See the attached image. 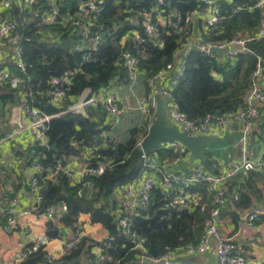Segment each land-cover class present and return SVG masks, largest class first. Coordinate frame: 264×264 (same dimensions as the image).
<instances>
[{"label":"trees","instance_id":"obj_1","mask_svg":"<svg viewBox=\"0 0 264 264\" xmlns=\"http://www.w3.org/2000/svg\"><path fill=\"white\" fill-rule=\"evenodd\" d=\"M3 1L0 0V5ZM36 1L31 8L26 6L20 11L17 7H11L1 13L3 18L16 21L24 32V60L27 64L24 74L17 72L24 84L15 90L6 86L0 92L2 109L5 110L23 92L29 95L27 102L32 108L51 116L58 115L50 121L46 132L49 147H28L27 156L24 157L26 168L32 169L34 163L38 162L45 169L38 176L42 190L39 212L43 213L48 207L65 205L67 216L62 217L64 226L74 229L79 216L89 214L93 224H101L108 232V238L103 241L83 239L68 255L49 264H68L85 255L86 264H145L141 263L128 237L122 234L113 211L117 205L116 189L120 185L139 180L147 170L138 144L147 135L151 125L147 122L142 127H135L130 130L125 142L109 141L106 147L98 150L102 158L112 160L113 164L102 176L93 179L94 189L88 190L72 182L62 172H58L54 180H50L47 169L65 167L69 158L77 157L81 149L93 146L96 140L100 141L105 132L113 131L114 125L112 122L108 123L105 115H98L99 108L90 107L85 114H62L67 106L49 105L47 93L52 78H59L76 69L79 72L75 74L73 81V102L87 88L97 93L105 88L128 83L130 78L126 70L117 64L125 52L140 58L143 77H154L168 64L174 63L176 53L183 47V40L171 28H166L161 33L163 45H155L148 41L144 30L140 28V36L145 42L135 45L134 30L138 28L133 25L131 18L140 12L151 10L159 0H103L104 11L96 20L98 27H93L92 30L100 33L101 43L98 51L92 53L91 62H85L83 56L86 50L80 51L77 48L80 30L76 21L72 20L81 0H57L59 5L66 7L68 19H65V26L49 30L52 33L50 37L47 36V29L38 26V13L48 9V1ZM163 1L167 10L177 8L181 13H187L198 9L197 0ZM214 5L219 8L222 20L208 29L206 37L209 41L228 42L234 38L252 40L258 35L261 29L258 0H219ZM244 5L254 9L234 13ZM201 10H206V7ZM124 38L126 42L122 46ZM249 45L264 56V38L254 39ZM253 68L254 60L251 57L240 56L231 61L219 54L207 57L196 50L190 51L186 56L184 76L173 91L178 112L188 120L200 121L207 114H224L243 108L244 96L251 86ZM154 112L152 109V113ZM173 144L177 143L165 142L149 155H157L160 163L183 157L180 151L171 146ZM54 145L56 151L52 150ZM32 150L36 151L35 155ZM19 153L22 155V152L18 151ZM12 178L10 168L2 166L0 190L8 180L15 181L12 183V194L5 196L0 191V206L6 211L9 208L8 199L15 198V192L21 185L25 183L28 191L30 188L29 181L26 183L24 178V171L15 180ZM199 185L202 189L205 187L206 198V184ZM195 187L197 186L188 188V191L192 192ZM171 197L173 196H167L157 184L150 205L135 219L134 228L145 239L144 248L150 258L158 259L168 252L178 253L188 245L197 244L211 220L210 214L202 211L200 206L191 210L169 208ZM249 204L250 201L242 195L236 207L246 209ZM4 219L6 218L0 215V221ZM47 234L52 240L63 236L54 222L49 223ZM97 248L101 249V255L107 256L111 261L99 262L100 257L95 254Z\"/></svg>","mask_w":264,"mask_h":264},{"label":"built area","instance_id":"obj_2","mask_svg":"<svg viewBox=\"0 0 264 264\" xmlns=\"http://www.w3.org/2000/svg\"><path fill=\"white\" fill-rule=\"evenodd\" d=\"M47 1L48 9L40 13V15L38 14V26L47 29V36L50 37L52 33L49 30L61 25L65 26L66 21L62 18V5H59L57 0ZM217 1L219 0H197L198 9L181 13L177 8L167 10L166 3L163 0H159L151 10L136 14L131 18L133 25L138 28L134 30L135 45L145 42L140 36V28L144 30L148 41L160 46L163 45L161 41L162 31L166 28H171V31L180 35L183 40V47L176 53L174 63L168 64L154 77L148 79L143 77L140 72V58L138 56L125 52L122 54L121 60L117 61V64L122 65L126 70L130 78L128 82L130 87L137 86L141 77L147 82L150 92L140 103L139 107L143 116L147 118L152 115L151 110H155L158 100L162 99L166 110H168L166 113L167 120L172 122L170 125H179L189 136L200 137L209 135L213 127L224 128L239 125L241 132L239 144L243 146L246 152L247 143L252 137L257 122L261 117V110L264 107V56L249 45L254 39L264 38V0H258L259 7L261 8V29L258 35L252 40L234 38L228 42H213L209 41L206 37L208 29L219 20H222L219 8L214 5ZM226 1L230 2L231 0ZM35 2L37 1L4 0L0 5V11L10 9L13 6L22 11L24 9L23 5L31 8ZM204 6L206 10L202 11L201 9ZM253 9L249 5H244L236 9L234 13L242 10L252 11ZM103 11V0H81L72 18V20L76 21V25L80 30L77 48L80 51L86 50V54L83 56L85 62H91L92 53L97 52L99 49L101 35L97 31L92 32V30L93 27H98L96 20L100 18ZM212 49L222 51V57L225 60L232 61L240 56L251 57L254 60L251 86L244 96L245 103L243 108L224 114H207L200 121H191L178 112L175 106L173 91L184 76L188 53L196 50L207 57H213L216 53H213ZM24 55V32L20 25L9 18L0 19V59L5 61L4 64H12L19 73L24 74L27 69ZM78 72L76 69L59 78H52L50 89L47 93L49 105L67 106L62 114L68 112L85 114L90 107L99 108L98 115L103 114L106 117L115 119L121 118L129 112V108L124 105V102L118 95L119 88L123 85L105 88L97 93L87 88L79 99L73 102L71 93L74 77ZM23 84L24 81L20 78L19 74L10 73L9 69L3 65L0 66V92L6 86L15 90ZM17 96V99L22 102V114L28 120V124L13 130L16 124L11 123V116L7 114L0 116V147L18 140L24 131H30L33 134L30 147L39 146L48 148L49 144L46 132L49 130L50 121L58 115L51 116L43 113L41 110L32 108L27 102L28 94L22 92ZM153 114L155 115V112ZM7 127L10 128L8 132H6ZM109 141L105 135L102 136L101 140H96L93 146L79 151L76 157V160L79 159V162L76 161V165L61 166L55 169L49 168L47 169L49 172L48 177H55L58 172H62L72 182L88 190L94 189L93 179L102 176L113 164L112 160L102 158L98 151L100 148L106 147ZM74 144L76 145V143ZM138 146L142 151V157L147 170L139 180L131 184L120 185L116 189L115 200L117 205L113 214L118 220L122 234L127 236L132 243L133 250L137 252L141 263H144L145 259H149L160 264H184L179 260L184 255L198 256L212 252L217 257L218 264H247L243 247L231 239L222 237L216 224H210L206 227L197 244L188 245L178 253L168 252L158 259L150 258L146 255V249L144 248L145 239L138 235L134 228V222L136 218L140 217L142 211L150 205L153 199V191L157 184L167 193V196H172L176 189H180L178 195L170 198L168 206L172 209L181 208L188 210L193 209L194 202L189 195L182 192V189L200 183L206 184L215 193L213 215H218L221 209L229 204L225 192V187L228 183L243 171L260 170L263 167V163L251 160H245L242 163L226 162L223 163V171L219 174L203 169H193L190 173L176 174L170 171V169L171 166L181 161V156L173 160H164L160 163L157 155H147L143 152L141 143ZM14 151L16 150L14 149ZM32 154L35 155L36 151L32 150ZM44 170L40 163H34L31 169V177L29 178V193L34 198V206L31 210L22 211V216H28L33 212L40 211L42 197L40 196L41 186L38 176ZM13 192V188H10L5 193V196ZM8 200L11 205H14L15 201L13 199ZM10 213V211H6L0 206V215L4 216L8 222V227L5 229L7 232L15 228L17 222L16 215ZM43 213L48 221L55 222L57 220L56 207H48ZM259 216L260 212H252L244 218L250 226H253L259 219ZM26 236L30 241V245L14 261L6 262L0 260V264H21L39 254L42 255L45 261L51 263L68 255L81 244L83 239L89 238L90 235L82 229L80 223H77L74 229H71L67 239H63V248L58 253L48 250V245L52 239L47 233L35 234L27 230ZM212 241L216 242L215 246H212ZM96 250V254L100 257L99 262L111 261L107 256L101 255V249L97 248Z\"/></svg>","mask_w":264,"mask_h":264},{"label":"crops","instance_id":"obj_3","mask_svg":"<svg viewBox=\"0 0 264 264\" xmlns=\"http://www.w3.org/2000/svg\"><path fill=\"white\" fill-rule=\"evenodd\" d=\"M23 6L24 8L26 7L25 5ZM1 13L0 11V19H4ZM125 39L126 38L122 41V46L126 42ZM4 63L5 61L0 59V66L3 65L9 69L10 73L17 74L18 71L16 67H13L12 64ZM148 93L147 82L143 80L142 77L137 86L130 87L129 83L121 86L118 95L124 102V105L129 108V112L118 119L125 118V121L135 127H142L147 122H149L150 126L155 119V115L152 113V115L146 118L141 115L142 113L139 110L140 103L147 97ZM21 105L22 102L16 99L13 103H9L4 110L0 102V116L6 114L11 116V123L16 124L13 130L28 124V120L25 119L22 114ZM167 111L168 110H166V113ZM261 112V117L257 122L252 137L247 143L246 152L243 146L239 144L241 136L239 125L224 128L213 127L209 135L215 137V141L212 145L203 148L205 159H198L191 162L189 153L181 145H171L177 149L176 151H180V153L184 155L179 163L171 166L170 171L176 174L190 173L193 169H203L219 174L223 171V163L226 162L242 163L245 160H251L263 163V167H261L260 170L243 171L228 183L225 187V192L229 204L221 209L218 215H213L215 208V193L207 185H205L206 192L208 193L206 198L204 194L205 187L202 189L203 187H200L199 184L182 189V192L193 199V209L200 206L202 211H206L210 214L211 220L208 222V226L210 224H216L222 237L231 239L243 247L247 264H264V107ZM108 120L112 122L114 128L118 126V130L115 131L113 128L112 132L119 133V125L112 121L117 119L108 117ZM9 130L10 128L7 127L6 132ZM32 137L33 134L30 131H24L18 140L0 147V165L1 167L5 166L10 168V172L13 173V180L19 176L21 171H24L26 183L31 177V169L25 167L24 157L27 156L26 150L31 146ZM110 141L119 143L120 139L117 138ZM14 149L16 151H14ZM18 151L22 152V155L20 153L18 154ZM76 161L79 162V159L76 160V157L69 158L66 167L76 165ZM48 178L54 180V177ZM13 182L15 181L8 180L1 188V193L5 195L8 189L13 188ZM193 186L197 187H195L192 192L188 191V188ZM179 193L180 189H176L172 196L174 197ZM242 195L250 201L246 209H238L236 207ZM13 200L15 201L14 205L9 203V208L7 210L11 212L10 214L16 215V227L7 232L5 229L8 227V222L6 219L0 221V260L6 262L14 261L15 258L30 245V241L26 236L27 230L35 234H45L47 233L50 223V221L46 219L45 214L39 211L33 212L28 216L21 215L22 211L31 210L34 206V198L25 187V183L15 192V198ZM56 208L58 216L54 223L57 228L66 232L67 236L64 234L61 238L53 239L48 245V250L58 253L63 248V239H67L72 228L63 225L62 217L66 214V206L59 205L56 206ZM252 212H260V216L255 225L250 226L244 217ZM79 223L82 229L90 235L89 238L95 241H102L108 237L107 230L101 224H93L89 214H81L78 218V224ZM215 244L216 242L212 241V246H215ZM96 253L97 250L95 251V254ZM86 258L87 256L85 255L84 258H81V262L86 264ZM180 261L184 264H218L217 257L212 252L198 256L184 255L180 258Z\"/></svg>","mask_w":264,"mask_h":264},{"label":"water","instance_id":"obj_4","mask_svg":"<svg viewBox=\"0 0 264 264\" xmlns=\"http://www.w3.org/2000/svg\"><path fill=\"white\" fill-rule=\"evenodd\" d=\"M61 14L63 19H68L67 10L62 5ZM213 53L223 56V52L217 49L211 50ZM115 131L118 130V126H115ZM215 141V137L211 135H205L200 137H192L187 134L186 131L182 130L179 125H169L166 115V108L164 101L159 99L155 108V119L149 127L147 135L141 142V148L145 154H150L155 150L159 149L165 142H174L181 145L188 153L191 162L198 159H205L203 148L210 146ZM52 150H57L56 145L52 147ZM42 191V190H41ZM67 216L66 214L64 217ZM62 234L67 236L66 232L62 231ZM81 258L73 259L68 264L80 263ZM145 264H160L155 263L149 259L144 260ZM21 264H49L45 261L41 254L36 257L30 258Z\"/></svg>","mask_w":264,"mask_h":264},{"label":"rangeland","instance_id":"obj_5","mask_svg":"<svg viewBox=\"0 0 264 264\" xmlns=\"http://www.w3.org/2000/svg\"><path fill=\"white\" fill-rule=\"evenodd\" d=\"M129 86H130V84H129ZM139 117H141V116H139ZM143 117H142V119H143ZM123 119L112 120L113 123H116L117 125H119V133L105 132V136L107 138H109L110 140H114V139L119 138L120 139V142H122V143L127 140L130 130H132L133 128H135V126H132L127 121H125V118H123ZM108 123H110V120L108 121ZM168 123L170 125L172 122L170 120H168Z\"/></svg>","mask_w":264,"mask_h":264}]
</instances>
